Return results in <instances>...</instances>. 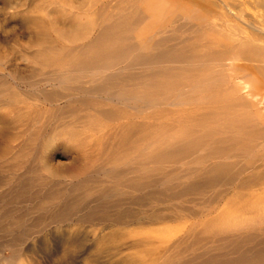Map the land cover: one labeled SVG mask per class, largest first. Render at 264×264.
Listing matches in <instances>:
<instances>
[{"label": "bare ground", "instance_id": "obj_1", "mask_svg": "<svg viewBox=\"0 0 264 264\" xmlns=\"http://www.w3.org/2000/svg\"><path fill=\"white\" fill-rule=\"evenodd\" d=\"M2 13L0 264H264V0Z\"/></svg>", "mask_w": 264, "mask_h": 264}, {"label": "rangeland", "instance_id": "obj_2", "mask_svg": "<svg viewBox=\"0 0 264 264\" xmlns=\"http://www.w3.org/2000/svg\"><path fill=\"white\" fill-rule=\"evenodd\" d=\"M6 19H8L6 14H1L0 21L1 24H5ZM157 258L156 255H151L147 257H133L126 254H100L96 252L86 253L83 255H74L68 258V264H137L139 259H143V264H151ZM26 263L29 260L40 261L42 257L40 256H30L23 257Z\"/></svg>", "mask_w": 264, "mask_h": 264}]
</instances>
